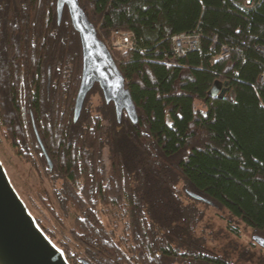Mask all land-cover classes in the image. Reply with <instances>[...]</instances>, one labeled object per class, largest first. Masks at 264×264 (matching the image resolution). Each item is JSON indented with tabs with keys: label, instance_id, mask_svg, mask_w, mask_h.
Listing matches in <instances>:
<instances>
[{
	"label": "trees",
	"instance_id": "16d2710c",
	"mask_svg": "<svg viewBox=\"0 0 264 264\" xmlns=\"http://www.w3.org/2000/svg\"><path fill=\"white\" fill-rule=\"evenodd\" d=\"M56 1L0 0V143L47 184L56 224L28 206L47 236L75 264H264V0H79L100 40L135 37L113 58L136 124L97 84L73 122L82 52ZM193 32L199 49L176 57L172 37ZM209 209L249 243H219Z\"/></svg>",
	"mask_w": 264,
	"mask_h": 264
},
{
	"label": "water",
	"instance_id": "95a60500",
	"mask_svg": "<svg viewBox=\"0 0 264 264\" xmlns=\"http://www.w3.org/2000/svg\"><path fill=\"white\" fill-rule=\"evenodd\" d=\"M67 8L72 27L78 34L82 52V74L75 99L73 122L81 115L88 93L97 84L106 104L113 103L117 122L121 123L125 112L133 124L137 123L135 106L125 79L119 71L107 46L97 36L94 25L87 18L79 0H57V24L60 25L64 8ZM51 83L48 69L47 91ZM222 90L219 97H223ZM33 129L41 146L47 165L52 170V163L41 143L35 124ZM197 201L211 204L207 199L186 191ZM252 240L264 249V238L253 235ZM0 264H70L64 251L59 248L44 232L30 212L24 200L13 186L0 159ZM80 264H90L80 260Z\"/></svg>",
	"mask_w": 264,
	"mask_h": 264
},
{
	"label": "rangeland",
	"instance_id": "374dc122",
	"mask_svg": "<svg viewBox=\"0 0 264 264\" xmlns=\"http://www.w3.org/2000/svg\"><path fill=\"white\" fill-rule=\"evenodd\" d=\"M92 102L97 101V96L94 94L92 96ZM0 159L8 173V176L21 196V198L24 200L26 203L27 207L29 206L33 213L36 214V216L40 217L43 219L46 225H55L56 222L51 218V215L47 211V209L44 208V206L40 203V200L37 198L36 193L41 195L42 197H45L44 191L49 190L47 187V184H40L39 177H37V174L30 168V166L24 162V160L19 159L14 155L12 150L8 148L6 145H3V143H0ZM23 182V185H21ZM48 192V191H47ZM32 197V201L34 206H32L31 202L29 201L28 197ZM28 207V208H29ZM30 210V209H29ZM216 215V211L214 209H209L207 213V217L211 218L212 220L216 221L215 223L213 221H209L213 225L212 230L219 231L221 227H224V224L218 220V217ZM105 220V219H104ZM105 225L107 227L108 224L106 220L104 221ZM122 228H118L116 231V236L115 239L116 241L121 245L120 240H119V235L121 233ZM226 232H224L223 228L221 229L219 234H215V239L218 240L219 243H222L223 245H226L229 243V240L237 241L239 245H246L250 241V233L243 231L240 239L237 238H232L229 235H227ZM58 238H61V235L58 234ZM68 262L70 264H75L74 260H71Z\"/></svg>",
	"mask_w": 264,
	"mask_h": 264
},
{
	"label": "built area",
	"instance_id": "2783aa9c",
	"mask_svg": "<svg viewBox=\"0 0 264 264\" xmlns=\"http://www.w3.org/2000/svg\"><path fill=\"white\" fill-rule=\"evenodd\" d=\"M261 0H235L237 5L250 8ZM103 41V40H101ZM113 56V52L133 51L136 47L135 37L131 32L112 31L108 40L103 41ZM173 51L176 57H182L187 52L198 50L200 46L199 35L196 32L188 34H179L172 37ZM227 53L223 47L219 58Z\"/></svg>",
	"mask_w": 264,
	"mask_h": 264
}]
</instances>
